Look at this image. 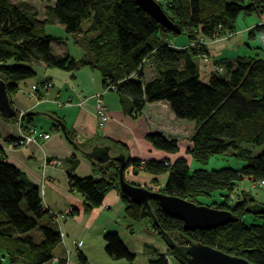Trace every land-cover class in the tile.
<instances>
[{"label": "trees", "instance_id": "obj_1", "mask_svg": "<svg viewBox=\"0 0 264 264\" xmlns=\"http://www.w3.org/2000/svg\"><path fill=\"white\" fill-rule=\"evenodd\" d=\"M52 2L42 20L23 1L0 0V80L10 97L18 91L19 83L36 76V66L43 65L71 73L84 68L97 71L104 89L115 85L121 106L133 117L140 116L148 104L166 103L178 120L194 123L189 153L196 163L205 166L214 156L230 154L244 165L238 169L191 172L184 158L172 164L168 160L127 159L126 168L133 167L134 173L168 174L160 193L230 211L235 220L216 229L187 232L183 223L169 217L158 201L151 200L147 210L121 196L126 205L125 218L132 224L147 221L164 243L163 234L178 246L202 243L251 264H264V216L249 211L258 204L257 200L244 192L239 199L243 202L230 207L235 188L244 179L264 182V47L255 48V56L215 61L222 71L211 74L207 83L201 80L198 63L207 56L208 41L236 33L240 16H263L264 0H168L164 6L159 2L180 34L159 25L135 0ZM86 21L90 25L83 32ZM54 23L71 36L83 32L87 39L94 35L86 43L82 59L53 52L52 43L58 39L47 29ZM263 32V25L256 26L248 37L255 39ZM179 37H185L188 46L177 48L171 44ZM145 66L155 71L149 82L144 80ZM135 72L137 78L128 79ZM24 120L31 122L32 117L25 116ZM55 128L60 130L57 124ZM68 134L74 140V135ZM147 140L168 154L179 151L177 140L161 134L149 135ZM254 147L260 149L258 154L250 149ZM94 168L101 175L79 178L68 173L69 189L82 198L85 214L100 207L108 193L118 191V161L94 164ZM104 239L105 251L111 258L134 262L135 256L118 233H108ZM61 242L60 224L44 210L39 188L29 184L5 160L0 147V253L10 264H65L64 260L57 262L53 255ZM165 245L174 258L173 249ZM80 261H85L82 254ZM153 263L167 264L160 255Z\"/></svg>", "mask_w": 264, "mask_h": 264}, {"label": "crops", "instance_id": "obj_2", "mask_svg": "<svg viewBox=\"0 0 264 264\" xmlns=\"http://www.w3.org/2000/svg\"><path fill=\"white\" fill-rule=\"evenodd\" d=\"M39 17L42 20L46 18V9L45 14ZM251 17L254 21L250 24L244 22L240 25L237 21L236 34L229 41H210L207 59L198 62L203 82L207 83L214 73L215 61L226 59L232 62L237 56L250 55L255 48L261 47L248 44L247 38L254 27L264 25V15ZM50 26H60L64 31L58 23ZM83 34L69 35L73 40L71 46L63 38L53 42V52L59 56L68 53L76 60L82 59L86 54V43L94 36L84 39ZM170 42L177 48L188 46L187 40L174 39ZM35 70L36 76L19 83L18 91L11 96L16 112L26 110L35 113V116L31 122L23 119L20 128L16 118L9 121L0 113V147L5 160L17 168L29 184L39 188L44 210L58 219L63 242L53 252L55 260H64L65 264H82V254L85 258L83 264H129L123 259L114 260L105 251V235L116 232L135 256L132 264H154L159 255L165 257L167 264H176L174 258L167 255L165 243L152 231L147 221L132 224L125 218L126 205L117 190L108 193L100 207L85 214L82 198L69 189L68 173L73 172L79 178L101 175L94 164L106 162L98 163L95 156L143 162L168 160L171 164L184 158L191 172L199 170V164L189 153L194 123L178 120L166 103L148 104L140 116L129 115L121 106L117 93L105 91L101 75L90 68L71 73L38 65ZM154 76L155 71L145 66L144 80L149 82ZM47 84L50 87H46ZM100 101L107 107L108 122L104 127L99 126L96 112ZM50 116L66 125L80 151L67 141L61 129L55 128L56 123ZM38 133L48 134L49 138H40ZM21 134L35 136V141L20 146ZM152 134L177 140L178 153L168 154L155 149L147 140ZM125 179L130 184L159 192L165 188L168 174L134 173L133 167H128ZM245 184L240 187L247 186ZM0 264H10L2 253Z\"/></svg>", "mask_w": 264, "mask_h": 264}, {"label": "water", "instance_id": "obj_3", "mask_svg": "<svg viewBox=\"0 0 264 264\" xmlns=\"http://www.w3.org/2000/svg\"><path fill=\"white\" fill-rule=\"evenodd\" d=\"M136 5L147 15L152 17L159 25L173 33L180 34L181 31L166 16L162 6L156 0H135ZM0 113L7 119L15 117L16 111L12 107L11 97L8 94L6 84L0 80ZM28 117L35 116V113L28 112ZM50 119L60 126L62 133L67 141L76 149L79 147L69 137L66 125L53 116ZM98 163L107 161H118L120 163L118 193L120 196L130 199L135 203L150 210L149 202L156 200L159 202L163 211L171 218L183 223V229L187 232L206 231L226 226L235 220L230 211L210 208L204 205H196L179 197L165 195L160 192H153L147 188L130 184L125 179L126 160L111 159L109 157H94ZM249 211L253 214L264 216V204L258 203L250 207ZM155 222L154 217H151ZM165 243L173 249L174 258L181 260L184 264H251L247 260L227 255L212 247L202 243H191L188 246H178L174 244L168 236L163 234Z\"/></svg>", "mask_w": 264, "mask_h": 264}, {"label": "rangeland", "instance_id": "obj_4", "mask_svg": "<svg viewBox=\"0 0 264 264\" xmlns=\"http://www.w3.org/2000/svg\"><path fill=\"white\" fill-rule=\"evenodd\" d=\"M14 1H16V2L23 1V2L27 3L33 9H35L39 15L45 14V9H47V6L49 7L52 4V0H43V1H41V0H14ZM166 1H168V0H159L158 2H161V4L164 6ZM254 16L258 17L257 15H254ZM252 18L253 17H251V16L250 17L249 16H240L238 22L240 25L241 24L243 25L244 22H246V24H250L251 22L254 21V19H252ZM88 25H90V22H87V21L82 24V31L83 32L86 30ZM47 31L49 34H52L55 37V39L57 38L58 40H61V38H63L64 41L68 40L69 46H71L73 44V40L70 38V36L65 31L62 30V28L60 26H49ZM235 34L229 35V36L225 35V36H223L219 39H216V40L226 42V41H229L230 39H232L235 36ZM178 39L186 41L185 37H179ZM199 39H198V43H200ZM261 39H260V37L256 36L255 39L247 38V41H248V44L250 42L251 43L250 45L257 47L259 45H261V46L263 45ZM206 44L209 45L210 41H208ZM255 53H256V51L251 53L250 56H255ZM216 68H218V67L215 65L214 71L216 70ZM250 149L252 151H254L253 152L254 155L258 154L260 152L259 148L254 147V148H250ZM243 165H244V163L232 158L230 154H224V155H218V156L212 157L209 160L207 165L204 166V165L199 164V167L202 170L211 172L213 170H221L224 168L238 169V168L242 167ZM241 184H243V185L245 184L247 186H244L243 188H241L240 187ZM244 192L250 193L257 200V202L258 201L264 202V185H262L260 182L254 183V182L250 181L249 179H244L243 183L242 182L239 183L238 187L235 188V191H234V194L232 197L233 200H232V203H230V207L235 206V204H237V203L243 202L242 200H239V199L241 198L242 193H244ZM204 203H206V202H204ZM262 204H264V203H262ZM41 225H42V223L40 222L39 226H41ZM35 231L38 233L39 230L36 229ZM167 255L172 258V256L169 254L168 251H167Z\"/></svg>", "mask_w": 264, "mask_h": 264}, {"label": "built area", "instance_id": "obj_5", "mask_svg": "<svg viewBox=\"0 0 264 264\" xmlns=\"http://www.w3.org/2000/svg\"><path fill=\"white\" fill-rule=\"evenodd\" d=\"M156 1H159V0H156ZM229 35H233V34H228L227 36H229ZM260 39H261V41L263 43L262 46H264V32L260 35ZM203 59L206 60L207 56H204ZM215 71H219L220 72V71H222V69L218 67V68H216ZM136 78H137L136 72L128 77V79H136ZM46 87H50V84H47ZM34 89H36V87H34ZM115 89H116L115 85H110L104 90L105 91H115ZM27 112L28 111H26V110H18L16 112V124H17L18 127H20V128L22 127L23 119H24L25 115L27 114ZM96 112H97V116H98V120H99V126L100 127H104L105 124L108 122V115H107V107L104 106L101 103V101L97 105ZM32 134L35 135L36 134L35 131H33ZM37 136L40 137V138H43V139H48L49 138L48 134H43V133H38ZM19 141H20V146H24L26 144H30V143L34 142L35 141V136L21 134ZM260 183L262 185H264V182H260ZM55 220L58 222V219H55Z\"/></svg>", "mask_w": 264, "mask_h": 264}, {"label": "bare ground", "instance_id": "obj_6", "mask_svg": "<svg viewBox=\"0 0 264 264\" xmlns=\"http://www.w3.org/2000/svg\"><path fill=\"white\" fill-rule=\"evenodd\" d=\"M18 145H20V141L18 142Z\"/></svg>", "mask_w": 264, "mask_h": 264}]
</instances>
